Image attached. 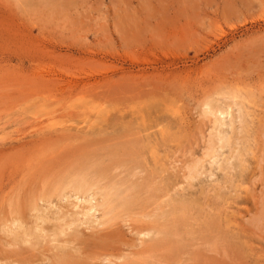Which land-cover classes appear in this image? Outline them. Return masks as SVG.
I'll return each mask as SVG.
<instances>
[{"label":"rangeland","instance_id":"rangeland-1","mask_svg":"<svg viewBox=\"0 0 264 264\" xmlns=\"http://www.w3.org/2000/svg\"><path fill=\"white\" fill-rule=\"evenodd\" d=\"M51 1L0 0V264H55L63 255L80 264H264V0ZM207 101L238 103L236 138L217 142L216 162L203 160V172L186 179L214 132L212 115L202 114ZM227 117L220 130L228 131ZM231 149L243 159H228L236 164L228 179L217 165ZM108 151L120 166L139 164L133 180H163L169 201L146 204L137 216L117 200L103 209L90 192L59 189L38 199V210L21 208L43 238L11 243L12 203ZM191 199L196 210L175 234L185 248L148 251L150 234L141 232L161 227L176 214L170 209ZM160 209L170 213L155 218ZM63 213L72 222L62 235L54 226ZM208 217L214 229L202 223ZM104 218L111 220L99 224Z\"/></svg>","mask_w":264,"mask_h":264},{"label":"bare ground","instance_id":"bare-ground-1","mask_svg":"<svg viewBox=\"0 0 264 264\" xmlns=\"http://www.w3.org/2000/svg\"><path fill=\"white\" fill-rule=\"evenodd\" d=\"M50 1L51 0H49V2H47L46 4L49 3V5H50ZM37 7H39V6H37ZM233 104H235V106L238 105V103L237 102L235 103L234 101H233ZM233 104H231V103H224V106L223 105L222 106H219L217 104L212 105L210 101H207L205 103V107L202 110V114L204 116L212 115L213 118L211 120V123H212V129L214 130V132H210V135H209V138H208V144H207V146H206V148H205V150L203 152V155L201 157H199L198 159H193V161H191L188 164V166H187V173L185 172L186 175L184 176L186 179H191L192 180L195 177H197V175L199 174V172H200V174H201V171L203 172V170L200 168L201 165H202L201 163H202L203 160L206 159V160L212 161V160L215 159V156H217V155L214 152H215V144L217 142L221 146L228 145V144L230 145L231 143L234 144L233 141H234V137H235L234 135L235 134L233 135V132H232L233 131V127L232 126H233V120L235 119V116L234 115H236V114L233 115L232 112H231L232 111L231 109L233 107ZM239 104H241V103H239ZM247 105L248 104H246L245 106H247ZM247 107H249V106H247ZM246 113H248V112H246ZM216 114H218L219 116H221V118L218 119L217 116H215ZM227 115H228V117H227L228 119H227V122L225 123L227 125V127H225V126L224 127L225 128H229V129H228V131L220 130V125L223 124L222 119L224 118V116H227ZM240 115H242V114L240 113ZM94 116H96V115L94 114ZM101 117H104V116H101ZM245 118H246V120H248V118L246 116H245ZM103 121H104V119H103ZM65 126L66 125H64V128H65ZM235 127H237V126H235ZM119 143H121V142H119ZM238 144H239V142H238ZM240 145H241V143H240ZM136 146L139 147L138 143H137ZM217 146L220 147L219 145H217ZM241 147H242V145H241ZM220 148H222V147H220ZM230 148H232V147H230ZM226 154L227 155L224 154L223 159H222V162H220V164L217 165V169L221 170L222 173L224 171L225 178H228V175L231 176L233 174V173L231 174L229 172L233 168L236 167V164L229 163L228 162V159L230 157H234L235 159H237L236 161L241 162L242 159H243V157H242V151H240V150H238L236 153L233 154V150L231 149ZM98 156L94 155V158L92 157V159L90 158L91 156H85V158H84L85 160L82 159L80 161V163L78 164V166H75V167L73 166L71 168H66L65 171H63L60 174H57L55 176V179H54V177L52 178V181H51L52 182V185H50V186H48L46 188L45 185L42 184V186H44L43 190L44 189H46V190L44 192L40 193L39 195L35 196L34 198H28L27 199L25 197V199L21 202V204L19 202H16V201H15L16 203H12V204L10 203L11 204L10 205L11 211L15 213V218H11L10 220L12 221V223L16 227L14 230H10L8 232L9 237L11 239V243H19V244L20 243H27V242H29L32 239H34V242H35V240H37L39 237H42L41 231L43 230V228L41 226L35 225V224H37L36 221H35L36 223H34V225H33L34 227L33 226L31 227V225L27 224L28 222L25 221L27 219V217L25 216L26 217L25 220L23 219L24 218V215H26V213L23 212V211L25 210L26 212H31V211L38 210V208H37V201H38V199H41L44 202H46V201H49L51 199V197L53 195H55L56 193H57V195L60 196L63 193L59 194L58 191H57L59 189L69 188L71 191H73L72 193H74V194H76L78 196L79 195H85V194H88L90 192L92 195L99 197L98 200L100 199V202H96L97 203L96 205H99V207H101V208H103V207H105V208L107 207L108 208V206H111V208H112V204L114 203V201L117 200L118 201V205H119V207L122 210L127 211L128 213H130V214L132 213V214L137 215V216H139L141 214L138 211V208H140L142 210V208H144L146 204H149L151 202L154 203V202L158 201V199H161V202L163 201V204H164V202H166V200L169 201L168 200L169 193H168L167 185H166V183L163 180H160V181L156 182V181H154V180H152L150 178L148 179V178L143 177V176H141L140 180L139 179L138 180H133L132 179L133 176L139 175L138 171H140V169L138 167H134L135 165L136 166L139 165L138 163L133 166V165L130 164V161L131 160H128V159L127 160H124L123 159V161H125V162H123V164L121 163V166H120L119 162H120L121 159H119L117 157L118 155L117 156L115 155V152L112 153V152H109L108 151V156L105 159H104V157H105L104 155H103L104 156L103 158H101L100 156L98 157ZM219 158L221 159V157H219ZM88 159H90V160H88ZM212 163H214V162H212ZM239 166H240V164H239ZM199 169H201V170L199 171ZM121 172H122V174H121L122 177L120 175H118ZM148 172H149V174L152 173L150 171H146L147 174H148ZM158 174H159V172H158ZM151 176L154 177L153 174ZM163 177H164V175H163ZM233 177H235V175ZM187 185H188L187 187L190 188L192 184L189 181L187 183ZM231 186H232V184H231ZM161 192H162V194H161ZM158 193H159V196H158ZM78 196H76V197H78ZM162 197H166V198L164 199ZM188 197H190V196H188ZM95 200H96V198H95ZM170 201H173V200H170ZM194 203H195V200H192V199L191 200H184V202H181L180 203V206L178 204V206H179V207L177 206L178 209H174V210L173 209H170V212H171V210L174 211V212L176 210V214L175 213H174L175 215L170 214L171 216L169 217V219H167V221L164 218V221H163L161 227L156 228V227H151L150 226V227H147V231L141 232L143 235H149V234L151 235V236L149 235L148 239L146 240L147 243L145 245V248L147 249L146 246H148L149 249H147V250L150 251V248H152V247H154L153 249H155L156 247L157 248L159 247L158 245H164L165 246V244H166V245H168L171 248L173 246L174 252L172 251L170 253H177L178 250L185 248L186 243H184L183 239H180V237L179 238H176L175 237V234H177L179 232V230H182L183 229V227L185 225V222H186V220L183 217L190 210H192L193 207H195L194 206L195 205ZM22 205H23V208H24V206H26L23 211H21L22 210L21 209L22 208ZM92 206L93 205L89 204L88 209L93 208ZM169 207H171V205H169ZM83 208H85V207H83ZM86 211L89 212L88 210H86ZM86 211L84 213H82V214H84L83 215L84 217H85L86 214L87 215L89 214V213H86ZM109 211L110 210H108V212ZM164 211H162V209H160L158 211V213H159L158 215L159 216H156L155 218H157V217L158 218H163L166 214L168 215L170 213L169 211H167V213L164 212ZM91 212H93V211H91ZM151 213L153 215H155V211L154 212H151ZM104 214L106 215V213L103 212L101 214V216H105ZM108 215H110V214H108ZM141 215H144V213H142ZM58 217H59V221H56L57 223L55 224L56 226H54V229L58 232V234H61L62 233V235H63L64 227L65 228L70 227L69 225H71L70 222H72V221L64 222V219L66 217V215L64 213L61 214V216H58ZM90 217H92V215L91 216H88L87 220ZM213 217H210V218L208 217L209 220H206L205 222H202V223H205V225H207V228L209 230H210L211 227L213 228V226L215 224L214 223L215 220L213 219ZM45 218L46 217H44V219L43 218H40V222H44L45 221ZM166 218H167V216H166ZM46 220H48V219H46ZM107 220H111V219L104 218V219L100 220V223L99 224H102V225L103 224H106L108 222ZM61 221H63L62 222V225H59L58 222H61ZM73 222H75V221H73ZM81 222H83V220ZM1 223H4V222H1ZM218 223L219 222H217V224ZM186 226H188V225H186ZM218 227H219V225H218ZM71 234H72V232H71ZM54 235H55V233H54ZM158 235H159L160 238L157 237ZM75 236H76V234L75 235L73 234L71 236L68 235L69 239H71L72 241H73V238ZM66 241L70 242V240H66ZM29 243H32V241L29 242ZM5 244H6V242H5ZM17 245L18 244H16V246ZM17 249H15V250L17 251ZM10 250H13L14 251V249H10ZM65 250L66 249H62V252H64ZM144 251H145V249H144ZM67 253H69V252L67 251ZM57 259L58 260H56L55 264H80V259L76 258V256H74V255L73 256L72 255H67V256H64L63 255L61 257H58ZM81 259H83V258H81Z\"/></svg>","mask_w":264,"mask_h":264}]
</instances>
